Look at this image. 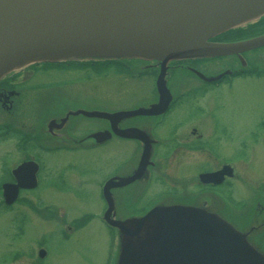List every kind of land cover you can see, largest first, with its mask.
Returning a JSON list of instances; mask_svg holds the SVG:
<instances>
[{
	"label": "water",
	"instance_id": "1",
	"mask_svg": "<svg viewBox=\"0 0 264 264\" xmlns=\"http://www.w3.org/2000/svg\"><path fill=\"white\" fill-rule=\"evenodd\" d=\"M262 15L264 0H0V80L39 63L155 59L161 63L156 110L115 115L155 114L170 98L162 81L169 60L239 57L263 46L264 34L234 43L208 41ZM90 138L97 143L102 133ZM34 172L31 163L13 170L17 183L3 186L6 203L18 187L34 186ZM106 222L117 231L115 264H264L253 228L202 207L159 204L142 216Z\"/></svg>",
	"mask_w": 264,
	"mask_h": 264
},
{
	"label": "flooded vegetation",
	"instance_id": "2",
	"mask_svg": "<svg viewBox=\"0 0 264 264\" xmlns=\"http://www.w3.org/2000/svg\"><path fill=\"white\" fill-rule=\"evenodd\" d=\"M261 34H264V16L255 22L229 31L225 40L226 42H235ZM262 52H264V46L243 52L241 54L242 59L235 55L227 56L231 60L225 63V68L215 74L204 75L206 78H210L209 81L202 80L192 71L201 73L200 65L220 60L221 57L211 60L180 59L168 62L164 68L165 75L163 74L164 79L162 81L170 99L175 100V102L171 106L163 108L161 113L156 112L155 114L115 115L117 112L133 110L143 112L156 110L160 102L156 88V79L161 69V63L158 60L126 59L92 64L81 70L77 68L64 70V72L81 71L85 75H88L87 73L98 74L97 76L110 72L118 76L122 75L125 79L149 78L151 81L148 92L149 102L144 97L143 100H137L138 103L136 101L131 105L115 107L112 110L108 109L110 106L101 104L94 107L97 109V114L92 115L94 110H87L82 104H78L79 102L73 104L72 99H64L59 104L60 108L56 109V102L55 107L52 105L50 109L48 108L49 110L44 111L37 118L35 131L30 137L20 127L7 122L3 124L8 131H12L18 136V139H14V137L7 139L17 141V153L22 158L19 164L29 161L39 164L36 187L19 188L16 200L9 205V208L21 204L23 198L28 194H33L34 202H31L32 205L34 204L36 208L40 205V198L38 199L40 191L38 190L43 168L39 155L32 152L28 153L27 145L30 142L38 154L42 152L52 155L60 151L100 149L119 141L121 144L130 146V153L125 160L119 161L117 166H114L109 174L95 186L98 189L100 201L97 213L90 211L92 213L85 212L84 215L74 217L75 219L70 222L69 226L72 232H76L79 229L76 228L77 225L87 223L94 218L105 225L113 236L112 252L108 264L116 263L118 243L114 227H111L106 220L113 223L142 216L150 208L159 204L202 207L224 217L226 220H230V222H233L235 218L237 224L239 222L243 228L246 226V228H255L258 246L261 253L264 254V178L259 181L258 189L252 201L237 209L228 193L236 184L240 185L243 182L248 166L245 161H232L229 157L217 153L210 144V141L217 137L216 115L211 112V123L203 129L198 122L186 124L181 132H175L173 127L167 132L162 127L175 107L182 104L183 100L190 96L196 97L206 89L231 87L233 83L239 81L245 83L246 80L263 79L264 61L259 64L255 58H252L256 55H262L264 58ZM42 65L44 64L28 66L0 82V105L8 113L13 108L15 100L20 96L21 88L30 89L44 86V84L29 85L27 73L57 71L42 69ZM93 66L105 67L106 70L103 69L98 73L88 70L89 67ZM112 67L121 68L124 72H113ZM183 76L193 77L197 85L184 87L187 85L185 80L176 81L177 78H187ZM18 79L22 80L18 81ZM159 118H161L160 122L157 121ZM257 118L253 123L254 127L264 123V117L262 121ZM94 133H102V138L97 143L90 138V135ZM19 164L12 168H5L3 183L14 184L16 182L12 170ZM65 165L70 169L73 167L66 162ZM101 172L103 171L98 167L96 169L97 175H101ZM204 174H215V176L207 180L201 177ZM74 175L76 178L80 177L82 182L84 181L82 176L84 174L75 173ZM58 176L62 187L65 188L54 191L55 193H67L77 197L79 190L85 186L69 185L67 175L64 177L62 172H59ZM110 179L111 181L106 186L105 183ZM123 182L125 183L122 184ZM21 183L23 184V182ZM218 208L221 210L217 211ZM68 235L62 232L63 238H67ZM38 256L39 254H37L39 259Z\"/></svg>",
	"mask_w": 264,
	"mask_h": 264
},
{
	"label": "rangeland",
	"instance_id": "3",
	"mask_svg": "<svg viewBox=\"0 0 264 264\" xmlns=\"http://www.w3.org/2000/svg\"><path fill=\"white\" fill-rule=\"evenodd\" d=\"M252 58L259 64L264 61L262 55ZM228 60L231 58L223 56L220 60L200 65V71L206 76L215 74L225 68ZM27 74L29 85L44 86L21 88L20 96L9 113L0 105V125L6 122L13 124L29 137L35 131L37 118L52 105L55 107L56 102V109L60 108L59 104L64 99H72L73 104L79 102L87 110L94 111H97L94 107L101 104L110 106L108 109L112 110L131 105L144 97L147 102L150 99L151 81L146 77L125 79L110 72L97 76L64 70ZM181 79L186 81L184 87L197 85L193 77L177 78L176 81ZM211 112L216 115L218 132L210 144L217 153L232 161H245L248 166L243 182L227 192L235 207L240 209L252 201L259 181L264 178V123L256 127L253 124L257 117L260 121L264 117V78L246 80L245 83L239 81L231 87L206 89L196 97L184 99L170 114L162 126L163 130L169 132L173 127L175 132H181L191 122H198L203 129L211 123ZM3 137L6 136L0 132V186L3 185L5 168H12L22 160L17 153V141ZM27 147L29 154L36 153L41 159L40 205L38 208L32 205L33 194H28L21 204L11 209L0 207V264H108L113 236L105 225L94 218L77 225L79 229L76 232H72L69 226L74 217L92 213L90 211L97 213L100 201L95 186L119 161L128 157L130 146L117 141L100 149L60 151L53 156L38 154L31 142ZM65 162L73 167L67 168ZM98 167L103 171L101 175L96 173ZM59 172L64 177L67 175L69 185H85L77 194L79 198L54 192L65 188L60 182ZM75 173L84 174V181L76 178ZM61 231L69 234L68 237L63 238ZM40 244L46 252L41 260L37 258Z\"/></svg>",
	"mask_w": 264,
	"mask_h": 264
},
{
	"label": "trees",
	"instance_id": "4",
	"mask_svg": "<svg viewBox=\"0 0 264 264\" xmlns=\"http://www.w3.org/2000/svg\"><path fill=\"white\" fill-rule=\"evenodd\" d=\"M97 63H95L94 65H96ZM89 64H71V65H65V64H50V63H47V64H44L42 65V69H46V70H49V69H52V70H57V71H62V70H67V69H70V68H74V69H85L88 67ZM107 68V67H106ZM103 69H105V67H99V66H93V67H89L88 70L90 71H93V72H100V71H103ZM106 70V69H105ZM111 70L113 72H124L123 69L121 68H115V67H112ZM0 132L6 136V137H3V139H7V138H13V137H16V134L12 131H8L6 127H4V125H0ZM2 139V140H3Z\"/></svg>",
	"mask_w": 264,
	"mask_h": 264
}]
</instances>
